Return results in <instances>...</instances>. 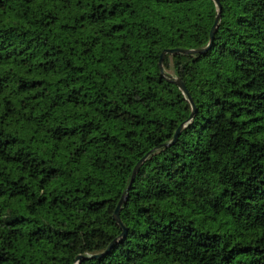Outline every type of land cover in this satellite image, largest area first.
<instances>
[{"label":"trees","instance_id":"1","mask_svg":"<svg viewBox=\"0 0 264 264\" xmlns=\"http://www.w3.org/2000/svg\"><path fill=\"white\" fill-rule=\"evenodd\" d=\"M218 1L161 74L212 0H0V264H264V0Z\"/></svg>","mask_w":264,"mask_h":264},{"label":"water","instance_id":"2","mask_svg":"<svg viewBox=\"0 0 264 264\" xmlns=\"http://www.w3.org/2000/svg\"><path fill=\"white\" fill-rule=\"evenodd\" d=\"M214 2V5H215V8H216V11H217V15L215 17V20H214V24L210 30V34H209V43L207 45L206 48L202 49V50H198V51H184V50H179V49H175V50H163L160 54V59H159V68H160V72L161 74H163V67H162V61L165 57V55H177V54H192V53H199V52H203L205 51L212 43L213 41V37L216 33V30H217V27H218V22H219V18H220V12H221V6H220V3L218 0H212ZM173 84H175L179 90L182 92V94L186 97V100L189 102V104L191 105V109H192V113L190 115V117L192 118L193 115H194V112H195V108H194V105H193V102L187 92V90L185 89V87L181 84V82L179 80H172L171 81ZM185 126L184 125H181L175 132L174 136H173V141L168 144L167 146L169 145H172L175 140L177 139V137L179 136L180 134V131L184 128ZM149 153L146 154L139 162H137V164L134 166L133 168V171H132V174H131V178H130V182H129V185L125 191V193L122 195L121 199L119 200L118 204H117V207H116V210L114 212V215H113V219L115 221V223L117 224V226L122 230V234L120 237H123L125 235V229L119 219V211L122 207V205L126 202L127 200V192L129 191V188L131 186V184L133 183V180L135 179V176L137 174V172L139 171L140 167L142 166V164L144 163V161L147 159ZM82 260V257H77L76 258V261H77V264H79V261Z\"/></svg>","mask_w":264,"mask_h":264},{"label":"rangeland","instance_id":"3","mask_svg":"<svg viewBox=\"0 0 264 264\" xmlns=\"http://www.w3.org/2000/svg\"><path fill=\"white\" fill-rule=\"evenodd\" d=\"M172 77V75H170Z\"/></svg>","mask_w":264,"mask_h":264}]
</instances>
